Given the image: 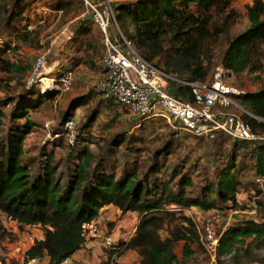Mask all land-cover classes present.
<instances>
[{"label": "trees", "instance_id": "trees-1", "mask_svg": "<svg viewBox=\"0 0 264 264\" xmlns=\"http://www.w3.org/2000/svg\"><path fill=\"white\" fill-rule=\"evenodd\" d=\"M80 1L58 0L52 9L70 13L75 4L76 10H80ZM234 1L138 0L119 5L114 15L119 27L120 22H130V40L136 51L175 79L170 83L171 93L176 98L194 102L191 88L181 82H205L210 72L207 65L210 53L222 36L229 35L230 27L238 18L232 8ZM23 12L20 9L13 13L11 20L19 19ZM247 15L249 28L229 41L225 55V67L235 75L247 70L257 72L260 63L255 57L264 47L263 0H255L248 7ZM3 55L0 47V64L19 72L20 67L4 62ZM82 63L93 66L88 55ZM36 97V100L22 102L13 114L15 122L25 120V124L12 125L0 138V214L20 227H40L44 234V239L36 240L25 253V262L47 259L48 264H61L70 259L86 243L83 226L97 220L104 207L113 206L124 215L137 214L139 224L129 242L115 247L110 257L112 264H118L113 262L114 255L121 258L128 251L138 253L140 264H186L178 259L175 247L183 243V256L189 259L195 254L192 246L199 242L200 236L195 222L181 214L182 211L198 208L210 213L230 203L231 208H236L242 175L249 172L255 179L264 177V143L234 140L236 146L247 152L252 164L248 165L243 159L239 162V155L231 154L216 183L205 185L198 197L188 193V189L194 187L191 177L176 172L171 179L161 181L151 175L141 177L136 169H124L120 176L108 172L103 165L93 169L95 159L89 149L81 152V163L65 180L51 156L46 157L42 173L34 175L23 163L24 144L36 126L27 116L30 110L39 108L49 99L45 93ZM238 100L254 117H245L253 130L264 133V90L244 94ZM6 119L0 107L1 135ZM157 169L150 173H156ZM176 177L179 180L175 183ZM163 232L166 238L162 237ZM5 233L0 225V238ZM252 246L264 247V220H247L230 226L221 236L218 264H222L224 258L239 263L241 255Z\"/></svg>", "mask_w": 264, "mask_h": 264}, {"label": "rangeland", "instance_id": "rangeland-1", "mask_svg": "<svg viewBox=\"0 0 264 264\" xmlns=\"http://www.w3.org/2000/svg\"><path fill=\"white\" fill-rule=\"evenodd\" d=\"M57 1L0 0V47L4 51L3 60L20 67V71L15 72L5 64H0V107L7 115L0 138L5 136V131L12 125L25 124V120L15 122L12 119L22 102L31 98L36 100V95L43 93L49 97L46 103L30 110L27 116L36 126L24 144L23 163L33 170L34 175L42 173L46 157L51 156L59 168V174L65 180L81 163V152L89 149L95 159L93 169L103 165L108 172H116L118 176L124 169H136L141 177L151 175L161 181L171 179L176 172L191 177L194 187L189 188L188 193L198 197L205 185L216 183L219 172L231 154L239 155V162L243 159L248 165L252 164L247 152L230 139L219 137L214 142L197 139L185 132L175 131L166 119L141 122L126 107L102 101L97 92L103 76L100 64L104 49L102 33L91 21L82 1L78 5L80 10H76L75 4L70 13L54 11L52 6ZM91 1L103 4L104 9L109 1L111 10L115 13L119 5L135 3L138 0ZM254 1L235 0L232 4L238 18L230 27L229 35L222 36L210 53L207 64L210 72L205 83H212L218 68H226L224 61L229 41L249 28L248 7ZM20 9L24 10L22 16L11 20L13 13ZM119 24L126 37L131 39L130 22L127 20ZM87 55L93 60L92 68L82 63ZM39 57L46 59L45 70L43 75L33 77L34 64ZM255 60L260 63L257 72L247 70L240 75L231 73L226 84L245 94H256L264 90V47H261ZM157 61L163 65L162 61ZM67 72L73 74L69 90L58 83ZM46 79L49 81H44ZM48 83L53 85L46 87L44 84ZM71 118L77 122L74 147L68 145V140L51 142V138H48L49 131L52 134L60 132L65 122ZM46 125H50V130L46 129ZM155 168H158L156 173L151 174V170ZM174 180L176 183L179 177ZM241 181L242 186L236 196V208H231L230 203L229 208L219 207L208 214L193 208L184 210L181 214L195 222L199 229L198 234H202L203 224L211 216L219 217L216 223L218 234L222 233L227 224H234V217L263 221L264 192L256 187L252 173L245 172ZM95 224L106 237H111L116 245H120L133 238L139 218L114 211L106 215L103 221L95 220ZM0 225L6 232L0 238V262L20 264L25 253L41 236V228L20 227L3 214H0ZM115 234L118 236L113 237ZM166 236L163 232L162 237ZM98 240L97 248H94L97 251L90 254L89 261L93 264H112L110 257L114 250L107 247L102 239ZM192 248L195 251L194 256L185 259L182 253L183 243L176 245L175 253L180 262L218 264V261L212 262L202 246L201 236ZM126 253L121 258L114 255L113 262L140 264V258L136 256L129 260ZM222 264H264V247H250L241 255L239 263L224 258Z\"/></svg>", "mask_w": 264, "mask_h": 264}, {"label": "built area", "instance_id": "built-area-1", "mask_svg": "<svg viewBox=\"0 0 264 264\" xmlns=\"http://www.w3.org/2000/svg\"><path fill=\"white\" fill-rule=\"evenodd\" d=\"M91 21L103 36V53L101 58L102 80L97 92L104 102L115 103L126 107L141 122L151 119H166L175 131L185 132L197 139L213 142L219 137L248 143H264V133L255 132L245 118H254L237 100L245 93L226 84L231 71L218 68L211 84L205 82H181L190 87L194 102L176 98L170 91L171 81L175 79L157 65L147 62L135 49L132 41L127 38L115 19L110 3H93L81 0ZM46 59L39 57L33 69V77L43 75ZM73 74L64 73L59 84L69 90ZM50 130V125H46ZM178 136V135H177ZM50 141L68 140L74 147L77 139V122L71 118L65 122L63 129L52 134ZM256 187L264 192V177H256ZM218 216H211L202 227V246L213 263L218 259L221 234L217 233ZM29 227V226H22ZM198 229V228H197ZM199 230V229H198ZM86 241L102 239L104 244L115 250L117 246L111 237H106L93 221L83 226ZM2 264V262H0ZM20 264H42L40 260ZM61 264H75L67 259Z\"/></svg>", "mask_w": 264, "mask_h": 264}, {"label": "crops", "instance_id": "crops-1", "mask_svg": "<svg viewBox=\"0 0 264 264\" xmlns=\"http://www.w3.org/2000/svg\"><path fill=\"white\" fill-rule=\"evenodd\" d=\"M194 210H200L198 208H193ZM121 212L120 210H118L117 208L113 207V206H106L104 207L101 211H100V215H99V222L103 219L106 215H108L109 213H112V212ZM203 214H208V213H204L202 212ZM238 213V212H236ZM243 214H245L246 212H241ZM127 216H133L134 218L138 219V215L135 214V213H128L126 214ZM247 220H255L253 218H249V217H246V218H243V217H234L232 218V221L235 223H239V222H242V221H247ZM232 225H229L227 224L226 227L224 228V230L222 231V234ZM118 235H114L113 237H117ZM44 239V234L43 232L41 231V236L39 237L38 240H43ZM97 241L99 240H91V241H86V243L83 245V247L81 248L80 251H78L77 253H75L71 258H70V261L75 263V264H80L82 262H85L84 264H93L89 261L88 257L90 256V254H94L97 249H94L95 247L97 248ZM184 245V244H183ZM127 257L129 260H132L134 259V257L137 256V258L139 259V255L137 252L135 251H128L126 253ZM125 255V256H126ZM87 257V258H86ZM118 263V262H117ZM42 264H48V260L45 259L43 260ZM118 264H121L120 261Z\"/></svg>", "mask_w": 264, "mask_h": 264}, {"label": "bare ground", "instance_id": "bare-ground-1", "mask_svg": "<svg viewBox=\"0 0 264 264\" xmlns=\"http://www.w3.org/2000/svg\"><path fill=\"white\" fill-rule=\"evenodd\" d=\"M44 81H47V82H48L49 80L46 79V80H44ZM44 85H45L46 87H51L53 84H52V83H50V84L48 83V84H44Z\"/></svg>", "mask_w": 264, "mask_h": 264}]
</instances>
